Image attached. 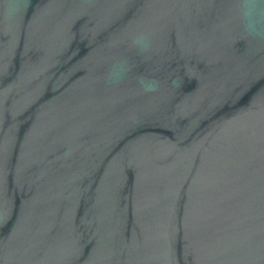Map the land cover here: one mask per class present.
Instances as JSON below:
<instances>
[{
    "label": "water",
    "instance_id": "obj_1",
    "mask_svg": "<svg viewBox=\"0 0 264 264\" xmlns=\"http://www.w3.org/2000/svg\"><path fill=\"white\" fill-rule=\"evenodd\" d=\"M0 264H264V3L0 0Z\"/></svg>",
    "mask_w": 264,
    "mask_h": 264
},
{
    "label": "clouds",
    "instance_id": "obj_2",
    "mask_svg": "<svg viewBox=\"0 0 264 264\" xmlns=\"http://www.w3.org/2000/svg\"><path fill=\"white\" fill-rule=\"evenodd\" d=\"M262 3H264V0H261ZM242 14L247 21V29L249 30L250 33L255 34L256 33V24L253 21V16L255 15V10L251 5H246L243 10ZM146 90L151 91L154 90V85H146Z\"/></svg>",
    "mask_w": 264,
    "mask_h": 264
}]
</instances>
